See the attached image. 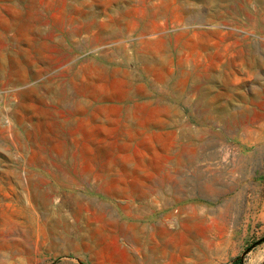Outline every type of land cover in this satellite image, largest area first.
I'll return each mask as SVG.
<instances>
[{"label": "rangeland", "instance_id": "374dc122", "mask_svg": "<svg viewBox=\"0 0 264 264\" xmlns=\"http://www.w3.org/2000/svg\"><path fill=\"white\" fill-rule=\"evenodd\" d=\"M0 264H264V0H0Z\"/></svg>", "mask_w": 264, "mask_h": 264}, {"label": "bare ground", "instance_id": "6f19581e", "mask_svg": "<svg viewBox=\"0 0 264 264\" xmlns=\"http://www.w3.org/2000/svg\"><path fill=\"white\" fill-rule=\"evenodd\" d=\"M204 1V0H203ZM217 1V0H216ZM258 1H260V0H258ZM189 1H187V3H188ZM192 2V1H191ZM194 2V1H193ZM211 2V1H210ZM210 2H209V4H210ZM214 2H215V0H214ZM16 3V2H15ZM14 3V4H15ZM186 3V2H185ZM218 3V2H217ZM196 4V3H195ZM200 4H201V2H200ZM212 4V3H211ZM261 4V3H260ZM203 5V4H202ZM194 6V5H193ZM219 6V5H218ZM222 6V5H221ZM261 6V5H260ZM185 7V6H184ZM187 7H189L190 8V6H187ZM192 7V6H191ZM218 8V7H217ZM257 8V7H256ZM26 9V8H25ZM185 9V8H184ZM187 9V8H186ZM216 9V8H215ZM223 9V8H222ZM256 10V9H255ZM261 10V9H260ZM216 11V10H215ZM259 11V10H258ZM218 12H220L219 10H218ZM217 12V13H218ZM222 12V11H221ZM213 13V12H212ZM256 14V13H255ZM204 15V14H203ZM216 15V14H215ZM219 15V14H218ZM221 15V14H220ZM247 15V14H246ZM250 15V14H249ZM255 16V15H254ZM219 17V16H218ZM256 17V16H255ZM199 18V17H198ZM259 18V17H258ZM195 19H197V18H195ZM209 20H211V22H212V20L213 19H209ZM209 20H207V22H210ZM206 21V20H205ZM202 22V21H201ZM262 22V21H261ZM48 29V28H47ZM75 44H76V42H75ZM74 44V45H75ZM75 47V46H74ZM251 48V47H250ZM249 48V49H250ZM248 49V50H249ZM252 50V49H251ZM254 54V53H253ZM258 54V53H257ZM256 54V55H257ZM254 56V55H253ZM258 58V57H257ZM247 60H249V59H247ZM260 61V60H259ZM261 63V62H260ZM251 64V63H250ZM5 71V70H4ZM180 71V70H179ZM189 73V72H188ZM189 75V74H188ZM191 76V75H190ZM207 77V76H206ZM196 78V77H195ZM199 78V77H198ZM7 79V78H6ZM191 79V78H190ZM194 79V78H193ZM203 79V78H202ZM196 80V79H195ZM198 81V80H197ZM196 81V82H197ZM195 82V81H194ZM181 83V82H180ZM196 85V84H195ZM196 87V86H195ZM175 89H177L176 87H175ZM175 89H173V90H175ZM146 92V91H145ZM177 93H178V91H177ZM177 93H176V95H177ZM193 93V92H192ZM172 94V93H171ZM173 94H174V92H173ZM180 95V94H179ZM255 95H256V93H255ZM178 96V95H177ZM180 96H182V95H180ZM188 97V96H187ZM181 98V97H180ZM187 105V104H186ZM205 111V110H204ZM212 113V112H211ZM175 114V113H174ZM178 114V113H177ZM209 114V113H208ZM224 117V116H223ZM208 118V117H207ZM210 118H212V117H210ZM214 119V118H213ZM208 120V119H207ZM215 122V121H214ZM236 122V121H235ZM205 123V122H204ZM221 123V122H220ZM178 123H176V125H177ZM180 128V127H179ZM186 128V127H185ZM176 129V128H175ZM188 129V128H187ZM185 133V132H184ZM203 179H204V177H203ZM211 179V178H210ZM206 181V180H205ZM202 182V181H201ZM210 182V181H209ZM203 183H204V181H203Z\"/></svg>", "mask_w": 264, "mask_h": 264}]
</instances>
